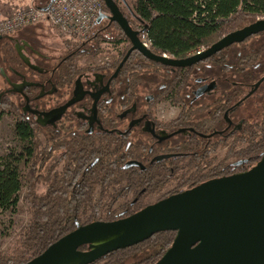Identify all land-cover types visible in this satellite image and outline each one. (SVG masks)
I'll list each match as a JSON object with an SVG mask.
<instances>
[{"label":"flooded vegetation","instance_id":"flooded-vegetation-1","mask_svg":"<svg viewBox=\"0 0 264 264\" xmlns=\"http://www.w3.org/2000/svg\"><path fill=\"white\" fill-rule=\"evenodd\" d=\"M115 24L104 18L97 24L102 28L95 25L92 37L66 43L60 52L51 51L43 41H34L30 31L0 37L1 98L12 95L19 116L41 138L42 148L74 140L87 142L97 149L92 165L109 169L114 179L121 178L122 173L116 171L135 172L143 178L160 166L173 167V183L168 185H173L171 190L166 191L167 187L152 197L139 189L125 195L128 186L122 181L109 189L117 200L108 197L103 212L136 214L187 191L177 190L176 184L188 162L183 159L197 157L201 162L183 182L245 173L263 159L264 149L255 152L250 141L261 143L264 139V33L188 68L160 64L163 67L154 68L152 73H141L133 86L134 81L122 69L125 64L117 72L126 56L115 60L119 61L116 68L109 65L115 61L99 67L77 65L80 57L95 50L97 42L112 39L107 34ZM12 50L20 69L6 55ZM178 79L181 94L177 96L172 90ZM165 105L178 113L168 119L161 117ZM140 185L132 183L131 189ZM95 193L97 200L102 189Z\"/></svg>","mask_w":264,"mask_h":264},{"label":"trees","instance_id":"trees-1","mask_svg":"<svg viewBox=\"0 0 264 264\" xmlns=\"http://www.w3.org/2000/svg\"><path fill=\"white\" fill-rule=\"evenodd\" d=\"M114 1L120 6L132 29L139 32L140 38L143 34L147 35L151 42L150 49L154 54L167 55L173 59L192 57L199 49L210 48L224 36L251 25L259 17L264 16V0ZM102 11L109 13L104 3ZM115 26L119 31L116 37L97 42L96 49L86 54L98 53L104 44L124 45L125 50L119 59L121 61L132 45L122 29L117 24ZM99 28L97 26V29ZM93 35L94 33L87 38ZM85 39L76 38L79 41ZM72 40L71 42L76 41ZM6 55L13 66L20 69L17 66L20 61L14 51ZM119 61L109 65L116 68ZM157 67L163 66L147 60L139 52L134 51L122 69L127 72V77L134 81L133 86H136L141 73H152ZM180 90L178 79L172 93L178 96L181 94ZM11 99L12 95H5L2 98L0 115L15 122L17 138L23 148L21 152L10 155L0 169V212L15 207L19 202L20 192L25 188L30 220L16 241L12 253H0V264H27L61 238L75 231L78 226L98 221L113 222L134 215L102 211L103 206L107 205L104 204L105 201L111 196L109 189L114 184L125 181L128 186L125 188V195L131 190L139 189L138 191H147L152 197L162 193L173 183L172 166H160L155 172L143 178L137 177L135 172L116 171L118 175L122 174L119 175L121 178L114 179L115 175L111 174L109 169H99L98 166L92 165L97 156V149L90 147L87 142L74 140L67 141L68 145L62 144L52 149L50 146L42 148L41 138L19 116L21 112ZM184 114L185 112L182 115ZM250 144L255 152L264 149V139L261 143L250 141ZM185 160L188 162L182 167V178L179 181L175 180L178 184L177 190L186 188L189 190L209 181L189 179L183 182L192 170L201 167L200 159L197 160V157L183 159ZM23 162L26 167L24 171L20 169ZM175 167L179 172L180 165L177 164ZM132 183L141 185L131 189ZM99 187L102 194L96 200L95 192ZM116 198L117 196H111L113 202L117 200ZM176 236L177 233L174 231L155 234L141 244L110 253L94 264H156L171 248ZM83 250H86V247ZM132 259L135 261L130 263Z\"/></svg>","mask_w":264,"mask_h":264},{"label":"water","instance_id":"water-1","mask_svg":"<svg viewBox=\"0 0 264 264\" xmlns=\"http://www.w3.org/2000/svg\"><path fill=\"white\" fill-rule=\"evenodd\" d=\"M102 1L110 15L101 14L96 24L104 18L116 23L132 45L117 72L134 51L164 66L188 68L264 33V20H259L224 36L201 54L167 58L143 44L114 0ZM167 231L177 236L156 264H264V157L245 173L205 182L130 217L78 226L27 264H94Z\"/></svg>","mask_w":264,"mask_h":264},{"label":"rangeland","instance_id":"rangeland-1","mask_svg":"<svg viewBox=\"0 0 264 264\" xmlns=\"http://www.w3.org/2000/svg\"><path fill=\"white\" fill-rule=\"evenodd\" d=\"M14 5L29 4L32 0H13ZM121 7L127 11V8L121 4ZM4 7L0 5V19H4ZM31 32L33 40L38 42L43 41L51 51L60 52L66 43L73 44L71 39L73 37L59 32L57 29L50 26L47 22H41L37 25L26 27L20 33ZM97 31V30H96ZM107 37L114 38L119 34L117 26H113L108 30ZM72 40V41H73ZM124 45H110L104 44L100 51L95 54L85 55L77 60V65L83 67H99L110 61H115L124 51ZM46 49V47H45ZM96 49V48H95ZM47 50V49H46ZM94 51V49H92ZM49 52V51H45ZM3 54H0V56ZM2 57V56H1ZM39 63V62H38ZM2 67V60L0 58V68ZM3 84L0 78V101ZM178 113V109L172 108L170 105H165L161 108L160 116L166 119L171 118ZM23 145L19 142L16 134V124L6 116L0 115V169L3 168L4 163L8 160L10 155H15L21 152ZM224 153V152H223ZM223 153L219 155L222 158ZM20 169H26L24 162L20 165ZM173 188V185L168 186L166 191ZM27 190L24 188L19 194V202L13 208L0 212V253L11 254L16 241L19 239L24 227L29 223L30 216L28 213L29 205L25 200ZM135 259L130 260L132 263Z\"/></svg>","mask_w":264,"mask_h":264},{"label":"built area","instance_id":"built-area-1","mask_svg":"<svg viewBox=\"0 0 264 264\" xmlns=\"http://www.w3.org/2000/svg\"><path fill=\"white\" fill-rule=\"evenodd\" d=\"M102 8V0H47L44 7L20 8L0 19V37L47 22L61 33L74 38H86L92 33ZM259 20H264V16L259 17ZM141 41L150 49L151 42L146 34L142 35ZM204 51L201 48L194 55Z\"/></svg>","mask_w":264,"mask_h":264},{"label":"crops","instance_id":"crops-1","mask_svg":"<svg viewBox=\"0 0 264 264\" xmlns=\"http://www.w3.org/2000/svg\"><path fill=\"white\" fill-rule=\"evenodd\" d=\"M47 3V0H32L29 4H23V5H19L18 3H16L17 5H14V1L13 0H0V5L2 7H4V14L3 17L8 16L10 13H12L13 11L20 9V8H24V7H44Z\"/></svg>","mask_w":264,"mask_h":264}]
</instances>
